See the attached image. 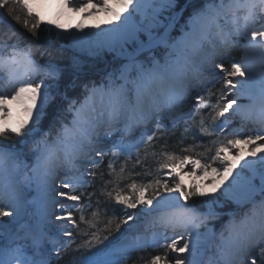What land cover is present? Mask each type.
<instances>
[{"label":"snow or ice","instance_id":"1","mask_svg":"<svg viewBox=\"0 0 264 264\" xmlns=\"http://www.w3.org/2000/svg\"><path fill=\"white\" fill-rule=\"evenodd\" d=\"M0 10V264H264V0Z\"/></svg>","mask_w":264,"mask_h":264},{"label":"trees","instance_id":"2","mask_svg":"<svg viewBox=\"0 0 264 264\" xmlns=\"http://www.w3.org/2000/svg\"><path fill=\"white\" fill-rule=\"evenodd\" d=\"M0 20H2L6 25H12L13 27L16 28L17 31L19 32H23V29L19 28L18 25H15L14 21H12L6 14L3 10H0ZM46 27L45 25H42V28ZM24 43H27V41L25 40ZM48 43L49 41L47 40H43L41 41V47H47L48 46ZM52 43L54 44V46L56 48L59 47L60 45V41H52ZM73 55L72 52L66 50L64 52L63 55H60L59 53H57L55 56L53 57H48V56H45L44 57V61H48L49 59H54L57 63L61 64V65H67L69 62H70V57ZM82 57V56H81ZM83 61H84V71H89L91 69V66L93 64L97 65L98 67H103V62L101 60H98V59H92V58H84L82 57ZM71 79V76L70 74L66 73L65 74V80L63 81V83H67L69 80ZM178 138H179V133L176 134V136H173L169 139L168 143H169V149H175L177 152H179L180 148L182 147V145H179L177 143L178 141ZM206 144L208 143V140L205 139L204 141ZM211 146V145H209ZM197 153H200V152H204V149L203 148H198L196 150ZM208 154L205 153V157L207 156ZM220 222H217V224H219ZM153 250L149 249L148 252H152ZM140 255H147V253H141ZM259 264V262H258Z\"/></svg>","mask_w":264,"mask_h":264},{"label":"bare ground","instance_id":"3","mask_svg":"<svg viewBox=\"0 0 264 264\" xmlns=\"http://www.w3.org/2000/svg\"><path fill=\"white\" fill-rule=\"evenodd\" d=\"M106 19H109V17H105V16H103V15H101L99 18H98V20L97 21H93V20H88V21H85V23L86 24H90V23H93V22H103L104 20H106ZM76 20H79V16H77L76 17ZM84 55H86V54H84ZM210 189V188H209ZM211 190V189H210Z\"/></svg>","mask_w":264,"mask_h":264},{"label":"rangeland","instance_id":"4","mask_svg":"<svg viewBox=\"0 0 264 264\" xmlns=\"http://www.w3.org/2000/svg\"><path fill=\"white\" fill-rule=\"evenodd\" d=\"M68 51H70V52H72L70 49L68 50ZM73 53V52H72ZM82 57H84V58H92V59H97V58H94V57H89V56H87V55H84V54H80ZM110 58V57H109ZM210 190V189H209ZM218 194V193H217ZM3 220L4 221H8L9 220V218L8 217H5V218H3ZM226 220H227V218L225 217L224 218V222H226Z\"/></svg>","mask_w":264,"mask_h":264}]
</instances>
